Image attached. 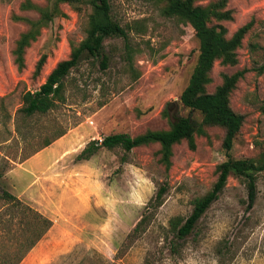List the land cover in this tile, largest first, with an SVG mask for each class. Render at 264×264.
Listing matches in <instances>:
<instances>
[{
    "label": "rangeland",
    "instance_id": "374dc122",
    "mask_svg": "<svg viewBox=\"0 0 264 264\" xmlns=\"http://www.w3.org/2000/svg\"><path fill=\"white\" fill-rule=\"evenodd\" d=\"M55 1L0 0V262L264 264V171L255 174L251 206L243 178L231 174L187 237H176L171 228V220H184L216 181L217 166L226 160L222 127H204L193 150L185 140L174 144L168 171L158 143L130 152L100 147L87 160L77 158L90 141L109 134L167 129L178 116L200 122V114L179 99L198 55L195 21L165 13V1L109 0L127 40L103 41L105 69L99 57L84 54L64 79L65 100L46 113L25 115L23 93L38 89L86 37L87 0L57 1L60 12L39 26L17 65V41L39 20V9L51 10ZM227 8L230 20L212 22L223 25L227 37L253 24L237 63L216 61L206 89L213 92L224 74L245 70L229 96L243 116L230 154L257 158L264 151V70L258 72L264 65V0H227ZM162 184L167 190L156 205Z\"/></svg>",
    "mask_w": 264,
    "mask_h": 264
},
{
    "label": "trees",
    "instance_id": "16d2710c",
    "mask_svg": "<svg viewBox=\"0 0 264 264\" xmlns=\"http://www.w3.org/2000/svg\"><path fill=\"white\" fill-rule=\"evenodd\" d=\"M57 1L77 0H56L52 9L40 8V18L32 22L31 28L24 32L16 43L13 54L15 62L19 67L23 65L24 50L31 40H34L39 32V26L46 24L54 14L59 13ZM165 1V13L178 14L184 18L195 21V37L198 41V55L196 63L189 76L188 82L182 90L179 99L183 107L196 111L200 114V122L191 119L189 116H178L170 121L167 129L146 130L143 133L131 136L128 133L119 132L104 136L100 142L90 141L78 154L77 158L87 160L100 147L113 149L120 147L124 152H130L133 148L158 143L160 148L159 161L166 171L171 166L172 147L174 144L185 140L189 149H195V135L204 134L206 126H220L224 129L222 148L226 160L217 166V178L211 189L204 195L193 201L190 214L182 220L175 217L171 220V228L176 237L183 239L187 237L195 227L197 221L202 217L210 205L218 198L220 192L227 183L228 177L232 174L242 177L247 189L248 206L254 202L256 195L255 174L264 171V151L257 158H233L230 154L234 138L240 130L243 116L236 113L230 106L229 96L235 88L238 80L243 76L245 70H239L232 74H224L220 85L213 92H208L206 86L211 81L210 72L216 61L223 65H235L237 49L241 45L244 35L251 28L253 21H248L237 28L231 36L227 37L226 28L213 21L230 20L231 9L227 8V0H214L205 5L195 3L197 0H157ZM91 7L88 16L86 37L80 44L71 50L68 58L58 61L50 70L45 81L34 91H26L22 95L21 111L25 115L34 113H46L54 109L60 102L65 100L64 79L81 61L84 54L100 58L101 68L107 67L108 58L103 52V41L109 37H121L127 40V32L111 16V4L109 0H87ZM45 57L41 56L35 66V72L41 70ZM264 70V65L258 68V72ZM63 132L58 133L57 137ZM50 141L45 144L49 145ZM122 160L124 156H122ZM167 190V185L159 186L155 203L159 205ZM145 220L140 218L133 228L138 230ZM49 227L51 221L49 220ZM20 259L11 264H18ZM0 264H4L0 262Z\"/></svg>",
    "mask_w": 264,
    "mask_h": 264
},
{
    "label": "water",
    "instance_id": "95a60500",
    "mask_svg": "<svg viewBox=\"0 0 264 264\" xmlns=\"http://www.w3.org/2000/svg\"><path fill=\"white\" fill-rule=\"evenodd\" d=\"M171 104L168 105V109H170Z\"/></svg>",
    "mask_w": 264,
    "mask_h": 264
}]
</instances>
